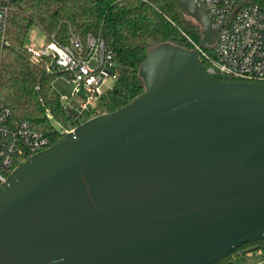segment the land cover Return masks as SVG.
<instances>
[{
	"label": "water",
	"instance_id": "water-1",
	"mask_svg": "<svg viewBox=\"0 0 264 264\" xmlns=\"http://www.w3.org/2000/svg\"><path fill=\"white\" fill-rule=\"evenodd\" d=\"M212 45L200 0H175ZM143 91L0 184V264H218L264 241V82L219 80L151 47Z\"/></svg>",
	"mask_w": 264,
	"mask_h": 264
},
{
	"label": "trees",
	"instance_id": "trees-1",
	"mask_svg": "<svg viewBox=\"0 0 264 264\" xmlns=\"http://www.w3.org/2000/svg\"><path fill=\"white\" fill-rule=\"evenodd\" d=\"M185 17L175 0L23 2L10 20L0 100L12 107L15 119L27 120L53 144L62 135L61 130H71L93 115L114 111L140 94L144 85L138 70L151 47L174 43L190 49L186 36L200 41L199 25ZM33 24H40L59 39H64L70 28L83 35L92 33L104 38L118 64V75L104 94L99 110L81 115L66 110L53 87V81L60 75L48 73L44 66L33 63L24 49L25 37ZM252 244L264 246V241L244 244L218 264H232L230 256ZM255 250H261L264 261V250Z\"/></svg>",
	"mask_w": 264,
	"mask_h": 264
},
{
	"label": "built area",
	"instance_id": "built-area-1",
	"mask_svg": "<svg viewBox=\"0 0 264 264\" xmlns=\"http://www.w3.org/2000/svg\"><path fill=\"white\" fill-rule=\"evenodd\" d=\"M97 2L102 0H0V77L12 14L23 2ZM218 26L212 45L201 46L188 36L206 71L217 79L264 82V0H200ZM37 28L47 41L36 43L32 29ZM29 59L55 75L68 74L74 84L70 95L61 101L72 114L99 110L104 94L112 88L118 75V64L104 38L80 34L70 28L64 39L33 24L24 40ZM100 114V113H99ZM95 116V115H93ZM91 116V117H93ZM47 117L51 115L47 112ZM90 117V118H91ZM72 130V129H71ZM61 130V133L71 131ZM51 145L50 138L27 120L14 118L13 109L0 100V184L25 160Z\"/></svg>",
	"mask_w": 264,
	"mask_h": 264
},
{
	"label": "rangeland",
	"instance_id": "rangeland-1",
	"mask_svg": "<svg viewBox=\"0 0 264 264\" xmlns=\"http://www.w3.org/2000/svg\"><path fill=\"white\" fill-rule=\"evenodd\" d=\"M187 20L192 22L193 20L189 17H185ZM32 34L35 37L36 43H43L47 41L45 35L38 30L37 28L32 29ZM112 81H107L106 86H112ZM53 87L59 93V95L63 98L68 95L73 90L74 84L70 82L68 74H62L53 81ZM256 248H262L264 250V246L262 244H252L249 246H245L242 249L235 252L232 256H230L229 260L232 264H264L262 259L261 250H255ZM248 252L250 254H248ZM220 264H227L226 262Z\"/></svg>",
	"mask_w": 264,
	"mask_h": 264
},
{
	"label": "crops",
	"instance_id": "crops-1",
	"mask_svg": "<svg viewBox=\"0 0 264 264\" xmlns=\"http://www.w3.org/2000/svg\"><path fill=\"white\" fill-rule=\"evenodd\" d=\"M248 254H250V253H248Z\"/></svg>",
	"mask_w": 264,
	"mask_h": 264
}]
</instances>
